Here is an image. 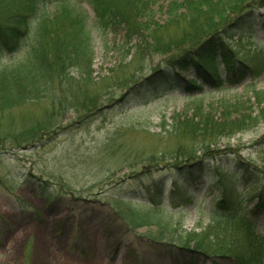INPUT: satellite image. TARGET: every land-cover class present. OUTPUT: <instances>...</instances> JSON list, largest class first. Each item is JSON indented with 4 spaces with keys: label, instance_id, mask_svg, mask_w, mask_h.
<instances>
[{
    "label": "rangeland",
    "instance_id": "1",
    "mask_svg": "<svg viewBox=\"0 0 264 264\" xmlns=\"http://www.w3.org/2000/svg\"><path fill=\"white\" fill-rule=\"evenodd\" d=\"M148 1L141 22L149 28L142 32L144 40L128 38L123 23L100 28L90 0H45L39 7L36 21L65 8L86 17L92 78L122 66L118 78L137 80L130 83L133 89L126 97L127 90L115 87L104 94L106 87L95 88L76 66L69 68L60 81L68 108L57 109L48 120L56 121L54 126L32 142L15 145L13 138L41 125L37 123L50 112V101L28 100L0 110V264H237L200 253L192 258L177 239L205 228L224 193L240 201L243 214L253 210L258 201L253 189H264V123L249 121L239 131L203 140L173 132L170 125L198 109L216 122L225 114L234 121L246 119L248 113L264 117L253 95L258 90L264 98V2L243 0L245 17L223 39L227 54L255 76L247 71L238 82L221 85L197 79L200 87L193 88L188 81L196 79L194 70L170 69L165 59L176 52L175 42L183 32L204 19L168 20L172 0ZM213 1L226 2L222 6L228 14L239 0ZM154 39L159 43L154 48L165 46L166 54L153 49ZM32 42L25 38L22 49L4 55L0 66L19 61ZM216 65L224 78L220 56ZM164 71L177 74V79L144 84L146 76L154 73L159 80ZM93 100L99 101V108L81 119ZM190 147L199 161L178 164L175 151ZM244 168L254 172L247 180ZM155 184L161 189L159 197ZM149 208L160 210L171 222L162 238L156 237L154 224H129L131 210ZM254 212L255 232L264 235V207Z\"/></svg>",
    "mask_w": 264,
    "mask_h": 264
},
{
    "label": "trees",
    "instance_id": "2",
    "mask_svg": "<svg viewBox=\"0 0 264 264\" xmlns=\"http://www.w3.org/2000/svg\"><path fill=\"white\" fill-rule=\"evenodd\" d=\"M45 0H0V59L4 56H11L22 49L25 38H33V42L28 49L23 51V55L16 63H8L0 66V110L24 103L28 100L45 98L50 101L51 110L47 116L34 125L33 130L22 131L20 135L13 138V143L19 144L20 141L32 142L37 139L41 131L47 133L54 126L49 122L56 111L67 109V94L61 93L60 87L63 86L62 79L69 68H78L85 80L91 81L90 84L95 88L102 89L104 94H109L113 88L127 90L123 97L133 89L130 83L136 82L135 79L127 77L118 78L117 70H110V73L94 79L91 76V36L86 28V17L77 12L72 13L69 8L62 12L54 13L51 16L36 17L39 7ZM264 0H259L261 2ZM94 12L97 16V23L100 28L105 30L108 26H115L123 23L128 38L137 37L144 40L142 32L149 29L143 21V12L148 9V0H90ZM226 2H214L213 0H172L167 8L168 20L183 18L204 19V23H199L184 33L175 42L176 52L170 54L165 62L173 69L177 67L179 71L192 68L196 79L189 80L188 83L193 88H199L197 79L211 81L213 85L223 83L234 84L247 74V71L255 76V72L245 64V69L238 66L231 55L227 54L228 48L223 42L225 32L231 27H237L243 20L242 13L243 0H239L232 5L228 14L224 13L222 5ZM258 4V3H256ZM258 6V5H257ZM260 7V6H259ZM225 14V15H223ZM248 15V14H247ZM141 17V21L138 19ZM138 19V21L136 20ZM153 49L158 53L166 54L167 50L159 48L157 40L154 39ZM184 44V45H183ZM146 47V45L144 46ZM143 47V48H144ZM182 47V49H178ZM141 49V47H139ZM231 54L233 50H229ZM220 56L224 67V78L217 71L216 58ZM85 60V68L83 66ZM176 65V66H175ZM157 70H154L155 73ZM145 77L144 84H157L159 81H171L177 79V74L164 71L158 80L157 74ZM128 79V80H127ZM213 79V80H212ZM147 81V82H146ZM179 81V80H178ZM131 83V84H132ZM257 104L264 110V98L261 92L256 90L253 93ZM99 101L86 105L85 113L81 119L92 115L97 109ZM77 106L74 105V109ZM199 113L192 116L184 115L178 117L171 128L173 132L180 135H188L191 138L207 139L214 138L226 133H234L249 125V121L262 120L259 114L248 113V117L243 120L231 119L230 114H225L221 122H216L198 109ZM238 111V110H236ZM210 116V117H209ZM202 117V119H201ZM200 119V120H197ZM212 119V117H211ZM258 122V121H257ZM203 124V127L200 126ZM39 126H42L40 128ZM264 137V134H263ZM31 139V140H30ZM34 139V140H33ZM4 141L0 140V148ZM206 148V146H205ZM209 150V149H207ZM173 159L179 157L182 166L194 165L199 161L196 149L178 150L173 154ZM178 162V161H175ZM243 179L247 180L254 172H249L244 168ZM157 196L161 195V189L155 184ZM254 188V187H253ZM258 201L249 213H242L241 203L237 199H232L225 193L215 204V209L210 211V222L199 232H187L177 240L182 244V248L194 254L200 253L207 257L230 258L237 264H263L264 262V235L255 232L254 210L258 212L264 207V189L258 191ZM149 192V191H148ZM152 200V196L150 198ZM121 204V202H117ZM153 203V201H152ZM158 208V203L156 204ZM247 211V210H246ZM129 224L133 227L147 226L154 224L157 227V238L164 237L165 231L171 227V222L164 217L158 209L131 210ZM192 243V247L189 244ZM212 264H219L212 262Z\"/></svg>",
    "mask_w": 264,
    "mask_h": 264
}]
</instances>
